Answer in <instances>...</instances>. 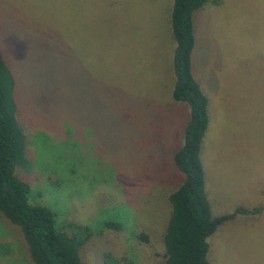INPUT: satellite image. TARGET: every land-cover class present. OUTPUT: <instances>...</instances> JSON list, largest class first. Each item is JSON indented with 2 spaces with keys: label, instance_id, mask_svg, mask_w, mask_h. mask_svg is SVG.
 Returning a JSON list of instances; mask_svg holds the SVG:
<instances>
[{
  "label": "rangeland",
  "instance_id": "1",
  "mask_svg": "<svg viewBox=\"0 0 264 264\" xmlns=\"http://www.w3.org/2000/svg\"><path fill=\"white\" fill-rule=\"evenodd\" d=\"M172 6L0 0V52L14 75L26 159L15 175L57 229L92 230L87 264H103L106 253L162 261L168 198L184 181L174 153L190 118L172 96ZM192 21L191 72L207 100L198 160L211 214L260 209L219 226L207 259L264 264V0H208ZM0 264H34L20 227L1 213Z\"/></svg>",
  "mask_w": 264,
  "mask_h": 264
},
{
  "label": "trees",
  "instance_id": "2",
  "mask_svg": "<svg viewBox=\"0 0 264 264\" xmlns=\"http://www.w3.org/2000/svg\"><path fill=\"white\" fill-rule=\"evenodd\" d=\"M208 0H173L171 29L175 40L173 99L190 107L184 142L174 153V163L184 174L182 184L169 195L172 213L163 237L160 264H211L207 259L209 238L219 226L237 215L257 214L260 209L213 217L206 199L204 177L198 151L207 127V100L191 72L194 46L193 13ZM216 1V0H215ZM15 80L0 52V213L20 227L34 264H87L85 254L93 238L86 226L55 227L53 213L29 203V187L15 175L25 165L23 130L16 115ZM138 238L144 242L147 236ZM103 264H132L104 254Z\"/></svg>",
  "mask_w": 264,
  "mask_h": 264
}]
</instances>
